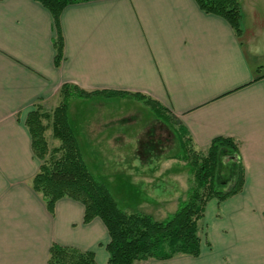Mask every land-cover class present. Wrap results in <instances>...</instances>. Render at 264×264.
I'll list each match as a JSON object with an SVG mask.
<instances>
[{
  "label": "crops",
  "instance_id": "obj_1",
  "mask_svg": "<svg viewBox=\"0 0 264 264\" xmlns=\"http://www.w3.org/2000/svg\"><path fill=\"white\" fill-rule=\"evenodd\" d=\"M238 1L239 34L196 0L70 4L60 17L64 56L56 66L50 10L37 0H0V264H47L53 242L108 261L109 233L99 217L84 222V205L69 197L51 212L32 186L40 161L25 119L65 82L105 91L72 99L69 120L87 165L117 199L128 196L129 210L156 217L187 192L183 166L175 167L181 160L160 150L163 135L181 142L184 134L199 150L217 136L240 143L242 190L206 208L216 210L230 260L205 251L212 242L204 224L198 257L141 264H264V77L254 79L264 74V0ZM113 91L144 94L162 115ZM143 106L156 118L144 117Z\"/></svg>",
  "mask_w": 264,
  "mask_h": 264
},
{
  "label": "trees",
  "instance_id": "obj_2",
  "mask_svg": "<svg viewBox=\"0 0 264 264\" xmlns=\"http://www.w3.org/2000/svg\"><path fill=\"white\" fill-rule=\"evenodd\" d=\"M53 15L56 36L55 65L64 56L61 13L70 4L91 0H37ZM208 13L217 14L229 22L239 34L242 11L238 0H196ZM264 77L256 76L254 79ZM105 91H88L74 83L65 82L57 92L60 102L52 109L42 100L28 112L25 124L31 134L32 148L39 159V169L32 180L33 188L53 212L56 202L64 197L80 201L84 207V222L99 217L105 224L109 241L106 264H141L151 259L168 260L180 254L198 257L202 250L205 212L209 201H218L240 192L244 185V166L240 143L232 136H217L206 150L192 146L181 137V151L176 157L184 160L190 173V185L177 208L166 219H158L141 210H129L120 205L109 186L87 165L76 135L71 127L68 108L74 98ZM131 94L151 105L159 116L161 107L155 100L138 92L113 91ZM48 130L58 145L50 147ZM236 162L235 177L230 185L217 179L220 161ZM47 264H98L93 250H83L53 242Z\"/></svg>",
  "mask_w": 264,
  "mask_h": 264
},
{
  "label": "rangeland",
  "instance_id": "obj_3",
  "mask_svg": "<svg viewBox=\"0 0 264 264\" xmlns=\"http://www.w3.org/2000/svg\"><path fill=\"white\" fill-rule=\"evenodd\" d=\"M60 100H61L60 96H56V97L50 99L49 101H47L46 105H48L50 107V109H52L60 102ZM124 106H126V105H124ZM128 106H131V105H128ZM141 110H145L143 112L144 117H147V118L149 117L150 119L156 118V113L149 106H146V107L143 106V109H141ZM46 134L48 137L47 139L49 140L50 147H53V146L58 145L60 143L59 140L53 138V136L49 130H48V133H46ZM162 138H163L162 142H161L162 145L160 146V150L162 153H164L166 155H171L174 153H179L181 151V144H180V141L178 138H176L175 140H174V138L169 139L170 136L167 137L165 135H163ZM179 162L180 163H176L175 167L177 170H179L178 166H180V165L183 166V167H181V170L185 173V179L181 180L182 181L181 183H183V185L186 188L191 183L188 165L185 163L184 160L179 161ZM220 162H221V164H220V167L217 171V179L219 182L224 183L225 185L228 186L232 183V181L235 177L236 162L233 160H229V159H227L226 161H223V162L220 161ZM184 197L185 196H183V198ZM127 198H128L127 195H123V196H119V199H117L118 201H120L121 204L123 203L121 206L124 208H126V206H125L126 203H130V202H127L130 200L129 198L127 201H124ZM124 202H125V204H124ZM163 204H165V203H163ZM169 205L170 204L168 203L166 205H161V208H158L160 210H157V212H155V215H156V217H158V219L164 220L173 213L174 210L171 212V209H173V208H169ZM163 209H165V210L162 211ZM168 211H170V212H168ZM163 213H167V214H163ZM160 216H162V217L160 218ZM202 221H203L202 223L206 224V226H207L208 238L212 242V249L211 248L209 249L206 246L204 247V249L206 252H208V250L211 251L210 253H211V256L213 258H219V257H221L223 251L228 250V247L230 246V244H229V241L225 237H223L220 233L219 223L216 221V210L212 205L209 207L208 212H206L205 218ZM225 257L227 258L226 261L230 260V255L228 253L222 255V258H225ZM232 262H233V264H241V263H238V260H237V263H235L234 260Z\"/></svg>",
  "mask_w": 264,
  "mask_h": 264
}]
</instances>
